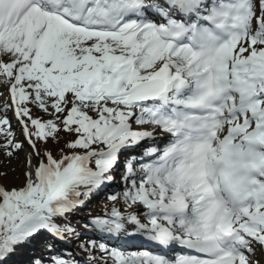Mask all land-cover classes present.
Masks as SVG:
<instances>
[{"label": "snow or ice", "instance_id": "6c2138e0", "mask_svg": "<svg viewBox=\"0 0 264 264\" xmlns=\"http://www.w3.org/2000/svg\"><path fill=\"white\" fill-rule=\"evenodd\" d=\"M0 264H264V0H0Z\"/></svg>", "mask_w": 264, "mask_h": 264}, {"label": "trees", "instance_id": "16d2710c", "mask_svg": "<svg viewBox=\"0 0 264 264\" xmlns=\"http://www.w3.org/2000/svg\"><path fill=\"white\" fill-rule=\"evenodd\" d=\"M94 204H95V206L97 208H100L101 207V204H102V201H96V202H94Z\"/></svg>", "mask_w": 264, "mask_h": 264}, {"label": "rangeland", "instance_id": "374dc122", "mask_svg": "<svg viewBox=\"0 0 264 264\" xmlns=\"http://www.w3.org/2000/svg\"><path fill=\"white\" fill-rule=\"evenodd\" d=\"M89 208H93V209H97V210H99L98 208H95L94 205H91V204L89 205ZM86 211H87V210H86ZM85 213H86V212H85ZM80 215H85V214H84V213H81Z\"/></svg>", "mask_w": 264, "mask_h": 264}]
</instances>
